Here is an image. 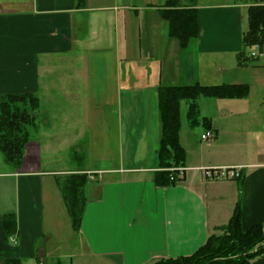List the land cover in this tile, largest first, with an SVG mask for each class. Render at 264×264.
<instances>
[{
  "label": "crops",
  "instance_id": "obj_1",
  "mask_svg": "<svg viewBox=\"0 0 264 264\" xmlns=\"http://www.w3.org/2000/svg\"><path fill=\"white\" fill-rule=\"evenodd\" d=\"M167 1L0 0V106L13 94L39 101L27 105L36 122L21 167L0 152V264H152L190 256L238 204L244 230L264 225V151L236 161L250 133H264V47L248 64L238 59L251 3L197 0L199 33L182 48L161 15ZM197 83L246 84L250 92L199 99L201 107L210 103L202 115L211 128L194 140L182 124L185 176L159 185L158 88ZM70 158L76 167L63 165ZM53 163L63 167L45 168ZM212 167L240 170L243 179L210 180L203 168ZM74 173L91 179L79 231L58 185ZM8 214L15 222L6 237ZM66 237L74 241L70 250Z\"/></svg>",
  "mask_w": 264,
  "mask_h": 264
},
{
  "label": "trees",
  "instance_id": "obj_2",
  "mask_svg": "<svg viewBox=\"0 0 264 264\" xmlns=\"http://www.w3.org/2000/svg\"><path fill=\"white\" fill-rule=\"evenodd\" d=\"M83 0H79L82 2ZM188 6L181 0H168L162 17L169 23L170 35L177 39L180 46H188L192 38L199 33L197 0H187ZM264 47V4L251 3L248 7V28L242 37V50L238 53L240 64L256 60L254 49L259 52ZM250 92L249 85H203L193 86L163 85L158 88L159 112L161 119V138L156 152L158 171L155 181L162 186L176 185L179 180L174 168L185 166L187 152L181 141L182 104H187V120L190 128L204 126L211 128V121L201 114L199 99L210 98H245ZM38 107V98L34 95H8L0 106V152L6 163L13 168L21 167L25 147L30 140L31 127L36 116L27 105ZM174 176V179H172ZM238 179H243L240 176ZM91 179L88 173H74L58 180L63 194L68 215L75 231H79L85 206L88 202L86 189ZM181 181V180H180ZM14 224L15 218L5 216L6 237L14 232L7 230L8 223ZM223 235L214 233L193 255L177 258L160 259L152 264H264V225L257 224L244 230L242 210L238 204L229 222L218 228ZM5 264H22L16 258L7 259ZM40 264H47L41 263ZM52 264H61L55 262Z\"/></svg>",
  "mask_w": 264,
  "mask_h": 264
},
{
  "label": "rangeland",
  "instance_id": "obj_3",
  "mask_svg": "<svg viewBox=\"0 0 264 264\" xmlns=\"http://www.w3.org/2000/svg\"><path fill=\"white\" fill-rule=\"evenodd\" d=\"M243 2L248 1L250 3H263L264 4V0H241ZM248 28V19L245 18V22H244V29L246 30ZM256 52H259V48L255 49ZM254 93H261V92H254ZM260 95V94H258ZM255 98V97H254ZM206 102V103H205ZM209 102V101H208ZM254 102V101H253ZM255 103V102H254ZM210 103H207V101H203L202 103V107L200 106V110H201V114L202 112L204 113V111L207 109V105H209ZM186 112H187V105L185 102H183L182 104V124L184 126L183 130L184 132H189L188 136L194 140H201V135L204 132V128L203 126H198L195 128H190L187 127V119H186ZM242 126H244V122L242 123ZM250 142H247V146L245 147V149H240V157L238 160L236 161H250L251 158L254 156H256V154H260V152L264 151V133H258L256 131L251 132L250 133ZM226 152L231 153L232 151H237V150H230V149H225ZM86 158V157H85ZM59 160V159H58ZM72 158L68 159V162H63V165L65 167L68 168H73L76 167L75 163L72 162ZM63 165L61 163H53V164H46L45 168H53V169H59L61 167H63ZM71 234V233H70ZM223 231H218L217 235H223ZM64 237L66 236L65 234L63 235ZM67 239V240H66ZM66 239H64L65 241L68 242V244L64 245V248L67 247L66 249H71V247L74 246V241L70 240L69 238L66 237ZM65 243V242H64ZM64 264H70V261H64Z\"/></svg>",
  "mask_w": 264,
  "mask_h": 264
},
{
  "label": "built area",
  "instance_id": "obj_4",
  "mask_svg": "<svg viewBox=\"0 0 264 264\" xmlns=\"http://www.w3.org/2000/svg\"><path fill=\"white\" fill-rule=\"evenodd\" d=\"M258 52L253 51V56H258ZM211 132L207 131L203 134L202 138L207 140L211 136ZM172 170L177 171L178 180H182L185 176L186 168L183 166L174 168ZM203 172L206 178L210 180H224V179H237L241 176L240 170L234 168H220V167H212V168H203ZM174 179V176H172Z\"/></svg>",
  "mask_w": 264,
  "mask_h": 264
}]
</instances>
